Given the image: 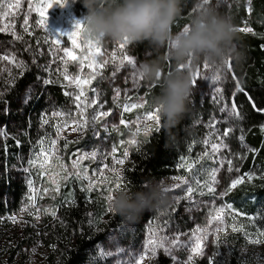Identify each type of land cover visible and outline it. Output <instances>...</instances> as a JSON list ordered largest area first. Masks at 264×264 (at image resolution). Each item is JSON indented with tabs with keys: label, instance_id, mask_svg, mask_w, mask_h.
<instances>
[{
	"label": "rangeland",
	"instance_id": "rangeland-1",
	"mask_svg": "<svg viewBox=\"0 0 264 264\" xmlns=\"http://www.w3.org/2000/svg\"><path fill=\"white\" fill-rule=\"evenodd\" d=\"M240 1L223 0L213 6L229 16L231 6H238ZM49 2L51 8L47 7ZM203 6V0H190L184 17L191 20ZM86 11L82 3L74 0H67L63 7L56 0H0V28L5 29L0 32V98H3L0 103V179L8 177L22 184L24 192L19 208L0 218L1 264H44L48 256L58 250L56 242L52 241L58 238V229L66 227L58 216V207L64 202L72 205L73 191L77 188L86 192L87 199L101 213L98 221L94 209L89 217L91 230L103 235L94 250L95 264H153L161 254L172 264H264V226L252 217L245 219L226 202L230 191L255 177L251 173L242 175L240 170L250 150L245 136L253 127L264 129V111H258L264 109V89H243L231 61L225 71H219L220 81L211 79L215 74L211 68L205 69L202 63L193 67L189 63L187 71L192 73L193 79L200 80L193 88L192 99L195 112H200L199 123L204 127L203 144L191 159L177 164L174 175L161 181L173 198L169 206L145 212L136 223L118 220V215L110 211L109 197L123 189L131 149L139 145L140 138L149 136L159 126L146 115L155 111L150 90L158 85L144 80L137 71L142 61L155 58V54L146 44L138 58L134 44L120 48L119 43L109 39L89 38L83 27L74 28V21L82 19ZM45 15H48L47 27L51 32L72 31L75 43L36 23ZM16 36L23 39L18 40ZM55 39L61 43L54 45ZM24 42L26 46L22 49ZM97 47L100 53L96 52ZM64 48L70 49L76 59L65 55ZM163 51L161 49L159 55ZM5 56L8 59H3ZM25 56L32 58L30 63L23 59ZM126 56L135 60V67L128 64ZM21 61L23 67L18 66ZM104 61L108 63L101 68L99 65ZM169 62L165 72L185 70ZM27 70L36 80L19 94L15 103L4 100L11 96L15 80ZM65 75L73 79L66 80ZM76 77L81 83L76 82ZM45 79L53 82L45 85ZM86 80L90 83H82ZM59 82L63 94H72L66 95L68 102L59 106L45 101L47 109L42 110L35 121L34 105L47 86ZM217 87L221 93L216 92ZM81 90L83 94L77 101L75 97ZM92 100L96 103L92 104ZM133 104L137 107L133 108ZM233 104L236 105L234 110ZM125 107L129 111L125 112ZM102 111L109 115L99 117ZM57 112L61 115H56ZM93 116L98 118L93 121ZM85 120L88 124H84ZM120 120L125 123L120 124ZM34 122H38L36 127ZM79 125H83V130ZM30 128H34L32 132ZM10 141L19 152L14 161L5 162ZM125 150L127 157L123 155ZM92 152L97 153L94 159L89 158ZM118 159H123L124 163L117 164ZM213 169H216L214 181ZM233 180L239 181L235 187ZM208 186L215 192L209 193ZM188 187L193 189L190 199ZM0 191L5 194V187ZM111 221L114 226L105 229ZM150 240L156 245L163 244L153 253ZM173 240L175 244L171 243ZM253 240L260 242L253 244ZM198 244L201 254L193 251ZM165 248L171 251L165 252Z\"/></svg>",
	"mask_w": 264,
	"mask_h": 264
},
{
	"label": "trees",
	"instance_id": "trees-1",
	"mask_svg": "<svg viewBox=\"0 0 264 264\" xmlns=\"http://www.w3.org/2000/svg\"><path fill=\"white\" fill-rule=\"evenodd\" d=\"M189 4L190 0H183V13L177 18L174 31L190 21L184 17ZM229 17L240 33V46L246 53V59L241 64H234V73L240 78L243 89H264V0H241L238 6H231ZM24 46H26V42L22 49ZM135 46V56L139 58L146 43ZM163 55H165L164 51L161 53V56ZM23 59L30 63L32 58L25 56ZM168 63H170L169 60H165V71L169 67ZM27 68L29 67L27 66ZM35 80L36 78L28 70L25 71L20 78L15 80L11 96H6L4 100L15 103L19 94L22 95L26 87ZM59 84L61 82L47 86L48 88L34 105L33 111H36L37 116L35 121H38L39 113L47 109L45 101H53L59 106L68 102V97L63 94ZM159 90V87L155 86L150 90V95L154 97L159 93ZM2 99L0 98V103H2ZM199 115L198 110L194 119L183 121L179 130V143L174 149L165 147V135L160 123L158 131L156 129L149 136L140 138L139 145L131 149L130 165L125 169L122 188H130L135 191L139 190L147 180L155 179L161 182L169 179L176 173L175 169L180 161L191 159L204 140V127L199 123ZM37 124L38 122H34V127ZM33 129L30 128L31 132ZM245 140L250 150L240 172L242 175L251 173L255 177L251 181L240 183L230 191L226 202L232 205L245 219L252 217L264 226V129L258 126L253 127L245 136ZM9 145V156L5 162L7 160L14 161L19 152L13 141H10ZM3 187H5V194L0 191V218L15 209L17 210L24 197L23 185L13 182L8 177L0 179V190ZM72 203L69 205L64 202L58 207V216L66 227L58 229V238L52 240L56 242L58 250L51 253L44 264H95L94 250L103 235L91 230L89 217L94 209L98 221L101 218L100 210L87 199L86 192L79 188L73 191ZM117 219L123 220L119 215ZM114 224L112 221L109 222L105 229H108L110 225L113 227ZM47 228L51 229V226L48 225ZM153 264H172V262L166 255L161 254Z\"/></svg>",
	"mask_w": 264,
	"mask_h": 264
},
{
	"label": "clouds",
	"instance_id": "clouds-1",
	"mask_svg": "<svg viewBox=\"0 0 264 264\" xmlns=\"http://www.w3.org/2000/svg\"><path fill=\"white\" fill-rule=\"evenodd\" d=\"M86 9L83 32L89 38L109 39L115 43L147 44L155 58H146L138 67L139 75L155 82L159 93L153 97L165 147L179 143V130L186 119L196 116L193 102V75L189 63L207 64L215 73L225 71L229 61L236 65L246 59L240 46L241 36L233 20L208 4L203 6L182 31H174L183 13V0H74ZM76 20V21H77ZM75 23V21H74ZM163 49L165 55H159ZM170 60L184 71L165 72ZM183 66V67H181ZM168 188L155 179L144 182L139 190L120 189L109 201L112 214L125 222H139L145 212L167 207L172 202Z\"/></svg>",
	"mask_w": 264,
	"mask_h": 264
},
{
	"label": "snow or ice",
	"instance_id": "snow-or-ice-1",
	"mask_svg": "<svg viewBox=\"0 0 264 264\" xmlns=\"http://www.w3.org/2000/svg\"><path fill=\"white\" fill-rule=\"evenodd\" d=\"M56 2H57V4H58L59 6L63 7V6L65 5V3L67 2V0H64L63 3H60L59 0H56ZM219 3H223V0H203V4H204V5H208V4H210V5L213 6V5H218ZM47 7H48V8H51V7H52L51 2H49V4L47 5ZM42 14H43V13H42ZM0 15H2V13H0ZM24 22H25V24H27V22H28L27 19H25ZM36 23L42 25V26L45 28L46 31H49V32L52 33V34H58V35H61V36H67L69 40H72V42L75 43L74 33H73L72 31H70V32H59V33H54V32H51V31L48 29V27H47V25H48V15H45L43 20H37ZM82 27H83V24H82L81 21H79V20L75 21V23H74V28H75V29H80V28H82ZM185 28H186V27H184L183 29H185ZM3 31H5V29H4V28H0V32H3ZM249 31H250V29H249ZM14 35H15V34H14ZM16 39L20 40V39H23V37H21V36H16ZM52 43H53L54 45H59V44L61 43V41H60L59 39H55V40L52 41ZM125 45H127V44H123V43H121V44H120V48H124ZM57 50H59V49H57ZM63 51H64L65 55H67V56H71L73 60L76 59L75 56H72V52H71L70 49H68V48H64ZM100 51H101V49H100L99 47H97V48H96V52H97V53H100ZM113 55L115 56V54H113ZM3 59H8V57L5 56V57H3ZM125 59L127 60V62H128L129 65H132L133 67H135V60H134L131 56H126ZM107 63H108V61H104V63L100 64L99 66H100L101 68H103L104 65L107 64ZM18 66L23 67V66H24L23 61H21L20 64H19ZM89 67H92V65H89ZM181 67H183V66H181ZM203 67H204L205 69H210V67H209L207 64H204ZM118 70H119V69H117V71H118ZM137 71H138V70H137ZM113 74L115 75V72H114ZM139 76H140V75H139ZM140 77H141V76H140ZM94 78H95V77H93V79H94ZM141 78H142V77H141ZM64 79H66V80H72L73 78H72V77H69V76H67V75H65ZM211 79H212L213 81H220L221 76L219 75V70H217V71L215 72V74L211 77ZM75 80H76V82L81 83V81L79 80V77H76ZM198 81H200V80H199V79H195V78L193 79V88H195V87L197 86V82H198ZM52 82H53V81L50 80V79H45V80H43V83H44L45 85H47V84H51ZM82 83H90V81H87V80H86V81H82ZM93 91H95V89H93ZM216 92H217V93H221V89H220L219 87H217V88H216ZM82 94H83V90H81V93H80L79 95H77V96L75 97V99H76L77 101H79V100L81 99V95H82ZM65 95H69V96H71L72 94L66 92ZM117 95H119V92H117ZM91 103H92V104H95V103H96V100H92ZM101 106H102V105H101ZM140 106L142 107L143 105H140ZM77 107H80V105H77ZM132 107L135 108V107H137V105L133 104ZM235 107H236V105L233 104V105H232L233 110L235 109ZM253 107H255V105H253ZM124 111L127 112V111H129V109H128L127 107H125ZM258 111H264V109H258ZM234 114H235V115H239L238 113H234ZM56 115H61V113H60V112H57ZM108 115H109V113H108V112H104V111H102V112H100V113L98 114L99 117H105V116H108ZM146 115H147V119H149V120H151V121H154L156 124H159V117H158V115H157V110H156V109H155V111H149ZM97 118H98L97 116H93V117H92L93 121H95ZM45 123H47V121H45ZM124 123H125V122H124L123 120H120V124H124ZM84 124H88V121L85 120V121H84ZM79 127H80L81 130H83V125H79ZM137 131H139V129H137ZM157 131H158V129H157ZM225 135H227V133H225ZM240 139H241V140L244 139L243 135L240 136ZM53 143H54V141H53ZM132 143H135V141H132ZM212 147H213L214 149H216V148H217V145H213ZM113 151H115V149H113ZM96 155H97L96 152H92V153H91V156H90L89 158L94 159V158L96 157ZM123 155H124V157H127V156H128V151L125 150L124 153H123ZM116 163H117V164H123V163H124V160H123V159H118V160H116ZM229 165H231V161H229ZM228 170L231 171V170H232L231 167H229ZM215 172H216V169H213V170H212V178H213V181L215 180ZM31 183H32V182L29 181V185H31ZM184 183L187 184L188 182L185 181ZM238 183H239L238 180H233V181H232V186L235 187V185L238 184ZM177 187H179V185H177ZM167 190H169V189H167ZM208 192H209V193H214V192H215V189H214L213 187H211V186H208ZM187 193H188V199H190L191 196H192V193H193V189H192L191 187H188V188H187ZM201 195H203V193H201ZM109 199H111V197H109ZM228 207L231 208L232 206H231V205H228ZM214 219H216V218L214 217ZM13 220L15 221V218H13ZM218 230H219V229H217V231H218ZM200 231H204V230H203V229H200ZM251 242H252L253 244H256V243H259L260 241H259V240H253V241H251ZM171 243L175 244L176 241L173 240V241H171ZM149 244L152 245V247L150 248V251L154 253V252L156 251V247H158V246H162L163 242H161L160 245H156L154 241H151V240H150V241H149ZM164 251H165V252H170L171 250H170L169 248H165ZM193 251L196 252L197 254H201V253H202V249L200 248L199 244L197 245L196 248L193 249ZM190 258H191V257H190ZM140 259H143V256H141Z\"/></svg>",
	"mask_w": 264,
	"mask_h": 264
},
{
	"label": "built area",
	"instance_id": "built-area-1",
	"mask_svg": "<svg viewBox=\"0 0 264 264\" xmlns=\"http://www.w3.org/2000/svg\"><path fill=\"white\" fill-rule=\"evenodd\" d=\"M26 169H28V168H26ZM28 172H29V170H28Z\"/></svg>",
	"mask_w": 264,
	"mask_h": 264
}]
</instances>
